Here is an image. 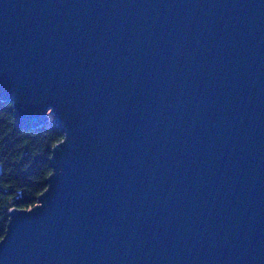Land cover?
Returning <instances> with one entry per match:
<instances>
[{
    "label": "water",
    "instance_id": "obj_1",
    "mask_svg": "<svg viewBox=\"0 0 264 264\" xmlns=\"http://www.w3.org/2000/svg\"><path fill=\"white\" fill-rule=\"evenodd\" d=\"M0 101L65 135L0 264H264V0H0Z\"/></svg>",
    "mask_w": 264,
    "mask_h": 264
},
{
    "label": "trees",
    "instance_id": "obj_2",
    "mask_svg": "<svg viewBox=\"0 0 264 264\" xmlns=\"http://www.w3.org/2000/svg\"><path fill=\"white\" fill-rule=\"evenodd\" d=\"M65 138L51 122L26 129L17 124L14 104L0 101V241L13 209L27 210L38 203L53 173L52 150Z\"/></svg>",
    "mask_w": 264,
    "mask_h": 264
}]
</instances>
